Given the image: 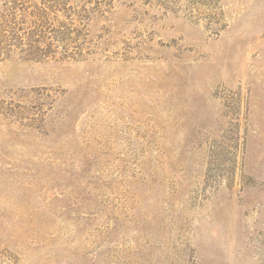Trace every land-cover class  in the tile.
<instances>
[{"label": "rangeland", "instance_id": "1", "mask_svg": "<svg viewBox=\"0 0 264 264\" xmlns=\"http://www.w3.org/2000/svg\"><path fill=\"white\" fill-rule=\"evenodd\" d=\"M0 264H264V0H0Z\"/></svg>", "mask_w": 264, "mask_h": 264}]
</instances>
